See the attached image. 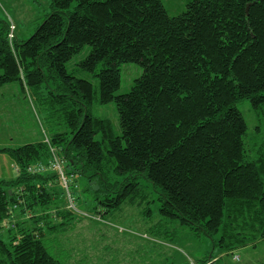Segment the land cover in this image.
<instances>
[{
	"label": "trees",
	"instance_id": "16d2710c",
	"mask_svg": "<svg viewBox=\"0 0 264 264\" xmlns=\"http://www.w3.org/2000/svg\"><path fill=\"white\" fill-rule=\"evenodd\" d=\"M50 7L26 39L11 38L9 20L0 19V87L19 82L57 128L0 145L17 166L14 178H0V264H65L45 237L66 229L75 211L56 171L30 170L48 164L52 149L69 179L99 184L91 188L108 211L151 188L163 217L223 252L264 240V0H188L176 15L162 0H50ZM128 62L142 73L118 93ZM244 99L256 115L253 133L238 106ZM95 102L116 104L120 134L93 114Z\"/></svg>",
	"mask_w": 264,
	"mask_h": 264
},
{
	"label": "rangeland",
	"instance_id": "374dc122",
	"mask_svg": "<svg viewBox=\"0 0 264 264\" xmlns=\"http://www.w3.org/2000/svg\"><path fill=\"white\" fill-rule=\"evenodd\" d=\"M162 2L170 14L176 15L186 9L188 0ZM50 11V0H0V19L13 22L15 33L22 39L30 36ZM89 51L90 46H85L69 61L68 67L73 69ZM121 73L118 93H125L142 73V67L138 63H124ZM76 75L98 84L88 72L77 71ZM35 102L19 82L0 87V145H21L33 139H43L49 131L52 134L53 130H57L47 125L48 109L39 103L35 106ZM238 106L247 121L249 133H253L257 120L251 103L244 99L238 102ZM92 112L109 118L115 132L121 133L114 102H95ZM65 129V124H61L60 130ZM6 170V165L0 161V176ZM119 178L121 176L111 174V181ZM69 181L77 208L76 217L66 229L45 237L49 251L65 264H162L179 263L185 259L197 264H209L204 262L205 259H212V264H264V240L255 246L247 245L233 252H223L214 246L210 237L194 235L193 229L183 225L178 218L163 217L158 194L151 188H145L147 198L136 202L126 200L108 211L107 205L95 199L92 181L86 176L70 177ZM64 191L67 202V191ZM64 197L61 195L63 200ZM99 198H104L103 194L100 193Z\"/></svg>",
	"mask_w": 264,
	"mask_h": 264
},
{
	"label": "built area",
	"instance_id": "2783aa9c",
	"mask_svg": "<svg viewBox=\"0 0 264 264\" xmlns=\"http://www.w3.org/2000/svg\"><path fill=\"white\" fill-rule=\"evenodd\" d=\"M10 28H11L10 37L12 38L15 34L16 25L13 22H11ZM52 150L54 152V155L48 164L41 162V163L30 166V170L33 172H43V171H46L49 169L56 171L59 174L60 183L62 184V186L67 191V197H68L67 206H68V208L76 211L77 208H76L75 201H74V195H73V192L71 190V184H70L68 175H67L65 168H64L63 158L59 154H57L54 149H52ZM87 214H89V213H87ZM94 217L97 218V216H94ZM236 256L238 257V255H236Z\"/></svg>",
	"mask_w": 264,
	"mask_h": 264
},
{
	"label": "crops",
	"instance_id": "0c3cea01",
	"mask_svg": "<svg viewBox=\"0 0 264 264\" xmlns=\"http://www.w3.org/2000/svg\"><path fill=\"white\" fill-rule=\"evenodd\" d=\"M39 140V139H33V141ZM9 145V144H8ZM0 161L3 165H6V173L3 172L1 173L0 178H6V179H11L14 178L17 174V166L13 159L9 157L7 154L0 153ZM4 171V170H3Z\"/></svg>",
	"mask_w": 264,
	"mask_h": 264
},
{
	"label": "water",
	"instance_id": "95a60500",
	"mask_svg": "<svg viewBox=\"0 0 264 264\" xmlns=\"http://www.w3.org/2000/svg\"><path fill=\"white\" fill-rule=\"evenodd\" d=\"M93 185H95L94 189H98L99 188V184H97L96 181H92Z\"/></svg>",
	"mask_w": 264,
	"mask_h": 264
}]
</instances>
